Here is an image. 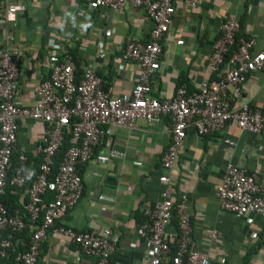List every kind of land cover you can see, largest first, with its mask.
I'll return each instance as SVG.
<instances>
[{
  "label": "crops",
  "instance_id": "0c3cea01",
  "mask_svg": "<svg viewBox=\"0 0 264 264\" xmlns=\"http://www.w3.org/2000/svg\"><path fill=\"white\" fill-rule=\"evenodd\" d=\"M26 11L12 25L4 20L0 0V45L11 36V47L24 56L18 62L17 102L31 107L38 85L49 78L48 52L58 45L59 54L76 46L79 56L96 66L103 87L113 96L131 92L139 76L136 63L124 59L127 42L145 41L153 26L143 6L128 1L121 9H90L82 0H22ZM194 2V3H192ZM175 12L162 41L160 66L152 80V95L170 98L180 74L191 91L203 83H214L218 73L208 66L219 26L229 15L242 18L241 33L256 40L255 50L264 49V0H174ZM104 55L100 56L99 48ZM231 106L248 102L264 110V71L250 72L239 94L228 86ZM171 121L138 119L135 128L105 125L91 159L80 166L83 192L74 207L61 219L79 231L97 234L110 228L117 237L108 264H147L149 240L137 234L146 206L160 199L167 173L162 156L170 143ZM46 125L25 117L19 120L15 154L39 155L45 143ZM233 141V144L225 142ZM41 155V154H40ZM232 162L258 177L264 187V137L233 123L215 132L198 135L189 125L177 160L168 172L174 198L191 215L195 248L214 264H264V218L248 212L240 217L219 207L216 189L226 166ZM25 196L22 195V197ZM173 218L168 226L175 232ZM21 241V240H20ZM19 241V242H20ZM249 256L246 262L245 258ZM95 256L50 231L42 243L39 264H95Z\"/></svg>",
  "mask_w": 264,
  "mask_h": 264
},
{
  "label": "built area",
  "instance_id": "2783aa9c",
  "mask_svg": "<svg viewBox=\"0 0 264 264\" xmlns=\"http://www.w3.org/2000/svg\"><path fill=\"white\" fill-rule=\"evenodd\" d=\"M128 1L134 6H143L153 26L147 40L126 43L123 58L137 64L139 76L131 92L121 96H113L104 89L102 77L90 62L76 80L72 56L59 54L56 45L48 52L49 78L38 85L36 102L31 107L20 106L17 102L18 62L24 51L8 45L11 36L3 38L0 45V264H39L41 246L50 231L82 252L95 256V264H108L117 242L110 228L94 234L61 222L83 192L79 167L91 159L105 125L131 129L135 128L138 119L151 122L162 116L171 121L170 143L161 161L167 173L159 176L164 187L160 199L144 208V221L136 230L138 236L149 240L147 264H168L166 259L175 242L178 249L172 264H214L195 248L185 198L180 200L174 213V184L168 172L177 160L190 124L198 135L215 132L233 123L264 137V110L253 108L248 102L233 107L228 96L229 85L234 86L235 94H239L240 85L250 72L264 71V49L255 50L256 40L239 34L238 17L229 15L219 26L220 35L212 44L208 60L209 68L218 73L216 82L212 85L203 83L191 92L182 84L170 98L160 99L152 95V80L160 66L161 43L173 22L174 0H84V5L90 9L109 7L119 10ZM4 6V20L12 25L16 24L18 14L26 11L22 0H4ZM98 53L103 56V48L100 47ZM25 117L46 125L45 143L38 148L42 161L36 172L31 166L26 167L28 159L23 151L12 169L19 120ZM65 132L71 135V144L54 171ZM224 141L233 144L229 139ZM8 181L25 189L27 201L23 210L29 222L22 214L9 213L5 206L3 196ZM46 193L53 197L45 201ZM216 194L219 207L235 217L251 212L264 218V187L259 184L256 174L239 165L227 164ZM43 203L45 209L41 214ZM174 215L178 219V228L169 232L168 226ZM28 223H31L29 239L19 242L25 249L11 254L14 234H21Z\"/></svg>",
  "mask_w": 264,
  "mask_h": 264
},
{
  "label": "trees",
  "instance_id": "16d2710c",
  "mask_svg": "<svg viewBox=\"0 0 264 264\" xmlns=\"http://www.w3.org/2000/svg\"><path fill=\"white\" fill-rule=\"evenodd\" d=\"M82 3H84V0H82ZM244 16L245 15H243L241 19H240V17H238V20L240 23V30H241L242 20H243ZM239 34H242L241 31L239 32ZM66 54H70L72 56L74 63L76 65V69H75L76 80H79V78L81 77V74L84 70V67L86 66V64L88 62H85V60H83L79 56L78 48L76 46L69 47L68 50L66 51ZM213 76H214L213 82L215 83L217 78H216L215 74H213ZM182 84H184L185 86L188 85L187 78L184 76V74L179 75L178 81H177V87L182 85ZM186 88H187V86H186ZM187 90L189 92H191V90L189 88H187ZM70 137H71V135L69 133H67V132L64 133V140L62 141V144L59 147V150L57 151L56 163L53 167L54 171L56 170L58 163L63 159V156H64L67 148L71 144L70 143ZM41 161H42V156L40 154L37 155L36 157L28 158V160L26 162V167L31 166L33 168L34 172H36L39 168V164L41 163ZM17 164H18V155L15 154V152H14L12 155V169ZM80 172H81V169L79 167V174L81 175ZM24 194H25V196L22 197V195H24ZM44 197H45V201H47L48 199H51L53 196L51 193H46ZM3 201H4L5 206L8 209L9 213H11V214H14V213L22 214L25 221L29 222V217L23 210V204L27 201V194L25 193L24 188H17L15 185H12L8 181V184L6 185L5 194L3 196ZM178 205H179V201L176 199V202L174 203V209H173L174 213L176 212ZM41 208H42L41 214H43V210L45 209V203H43L41 205ZM143 221H144V216L142 217V219L140 220L139 223H141ZM173 222H174V225L178 228V219H177L176 215H174V217H173ZM30 234H31V223H28V226L23 230V232L21 234H19V233L14 234V236H13L14 246L10 249V253L13 254V253H15V251L24 250L25 247L22 244H19V241L21 240L23 242H26L29 239ZM3 235L6 236L7 235L6 232H4ZM177 249H178L177 242H175L174 244H172L171 253H170L169 257L166 259V262L168 264H172V257L177 252ZM10 259H11V257H10ZM248 260H249V256H247L245 258L246 262ZM4 261L5 260H3V262Z\"/></svg>",
  "mask_w": 264,
  "mask_h": 264
}]
</instances>
